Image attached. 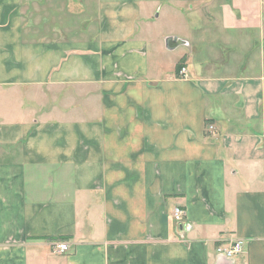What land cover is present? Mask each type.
I'll use <instances>...</instances> for the list:
<instances>
[{
  "label": "crops",
  "instance_id": "1",
  "mask_svg": "<svg viewBox=\"0 0 264 264\" xmlns=\"http://www.w3.org/2000/svg\"><path fill=\"white\" fill-rule=\"evenodd\" d=\"M0 264H264V0H0Z\"/></svg>",
  "mask_w": 264,
  "mask_h": 264
},
{
  "label": "built area",
  "instance_id": "2",
  "mask_svg": "<svg viewBox=\"0 0 264 264\" xmlns=\"http://www.w3.org/2000/svg\"><path fill=\"white\" fill-rule=\"evenodd\" d=\"M181 73L186 75L187 68L182 67ZM213 128L212 126H210ZM174 219L178 222L185 221L186 210L180 206L176 207L173 211ZM69 249V244L67 242H60L56 245V252L63 253ZM243 251V241L242 240H229L224 242L217 247V253L228 259L234 258L236 255Z\"/></svg>",
  "mask_w": 264,
  "mask_h": 264
},
{
  "label": "water",
  "instance_id": "3",
  "mask_svg": "<svg viewBox=\"0 0 264 264\" xmlns=\"http://www.w3.org/2000/svg\"><path fill=\"white\" fill-rule=\"evenodd\" d=\"M177 44H178V40H177V38H175V37H170V38H168V40H167V45H168V47L173 48V47H175Z\"/></svg>",
  "mask_w": 264,
  "mask_h": 264
}]
</instances>
